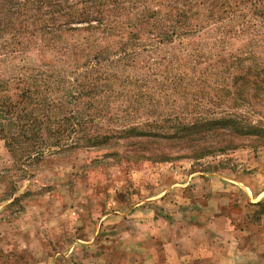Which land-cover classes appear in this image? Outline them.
<instances>
[{"label":"trees","instance_id":"trees-1","mask_svg":"<svg viewBox=\"0 0 264 264\" xmlns=\"http://www.w3.org/2000/svg\"><path fill=\"white\" fill-rule=\"evenodd\" d=\"M1 15L0 137L31 167L46 149L109 146L145 136L146 127L193 141L186 157L238 147L242 137L264 145V115L216 111L230 102L264 107V58L256 54L264 53V0H0ZM236 40L245 42L239 54ZM163 45H181L184 55L153 56ZM200 65L223 69L210 97L191 93ZM169 106V116L149 117ZM226 133L234 139L214 142ZM251 205L264 212V202Z\"/></svg>","mask_w":264,"mask_h":264},{"label":"rangeland","instance_id":"rangeland-1","mask_svg":"<svg viewBox=\"0 0 264 264\" xmlns=\"http://www.w3.org/2000/svg\"><path fill=\"white\" fill-rule=\"evenodd\" d=\"M244 43L234 41L232 52ZM167 50L184 55L181 45L152 55ZM195 72L203 75L191 87L195 96L222 87V68L200 65ZM183 105L180 99L175 106ZM172 110L160 107L149 117ZM216 111L264 115L261 105L254 112L233 102ZM145 129L139 139L115 137L109 146L46 149L32 167L0 137V264H264V212L251 205L264 202V145L242 137L238 147L186 157L193 141ZM155 153L170 156L147 158ZM12 192L16 200H3Z\"/></svg>","mask_w":264,"mask_h":264}]
</instances>
